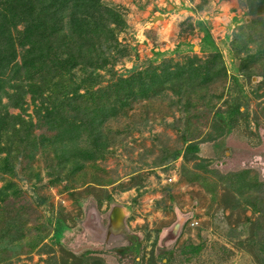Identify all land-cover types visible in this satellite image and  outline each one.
Segmentation results:
<instances>
[{"label": "rangeland", "instance_id": "374dc122", "mask_svg": "<svg viewBox=\"0 0 264 264\" xmlns=\"http://www.w3.org/2000/svg\"><path fill=\"white\" fill-rule=\"evenodd\" d=\"M29 1L37 13L47 5ZM96 1L97 30L107 25L112 36L76 34L59 5L9 24L1 39L14 54L0 69V264H264V4ZM31 21L57 29L41 50L51 45L65 57L78 42L90 48L91 61L65 73L59 92L50 89L59 80L55 55L35 56ZM200 64L224 72L198 97L170 89L165 75L188 79ZM137 75L166 83L146 96L110 97L88 132L83 108ZM52 105L50 117L61 111L71 133L81 129L82 152L64 160L59 148L71 134L47 119L43 107ZM190 142L196 153H187ZM116 207L124 226L107 223Z\"/></svg>", "mask_w": 264, "mask_h": 264}, {"label": "trees", "instance_id": "16d2710c", "mask_svg": "<svg viewBox=\"0 0 264 264\" xmlns=\"http://www.w3.org/2000/svg\"><path fill=\"white\" fill-rule=\"evenodd\" d=\"M42 2L43 3L46 2L45 4L47 5L45 6L48 8H51L53 12H55V9L59 5L63 7L62 8L63 10H69L70 26L68 27L76 30V34L78 31L79 34L81 32L84 33L86 37L90 35L91 37H95V38H99L103 34H110L111 36L113 35V32H114L113 29L108 27L107 25H105L103 29L97 30V25L100 24V21L103 18L102 14L100 13L102 12L100 11L101 5L99 6L97 4L99 1L95 2V0H38V3H41L40 5H42ZM69 2H71V5L69 4V6H67ZM261 3L264 4V0H259V2L252 3L249 6L255 7L257 4L259 6V4ZM3 4L6 5L5 7H6V10L8 11L7 15H3L0 12V69L4 70V68L7 67V64L10 63V61L13 59L12 56L14 54V49H12V47H8V49L5 50L3 43H1V39H3L4 42H7L5 33L6 31H8L7 30V28L9 27L8 25L13 24L21 19L26 20L29 16L30 17L37 16V15L40 16L41 14L46 15V13H48L49 10L46 7H44L45 9L37 13L35 11V7L32 6L33 4L29 0H4ZM106 12L107 13L109 12V15L113 17L114 22L117 21V23L119 22V24H123V22L119 20V17H118L119 15L117 13L116 14L114 12L111 13L110 10L109 11L106 10ZM252 12H255V11H252ZM17 13L23 14L25 18L19 17ZM96 19L97 20L100 19V21H97ZM31 24H32V28L31 29L27 28V30H31L30 32H33V31L37 32V36H36L37 38H35V46H36L35 56L38 57L40 61L41 59L44 61L46 58L51 56L49 55L50 53H54L55 55V57L54 56L52 57L53 59L55 58L54 72L56 73L57 77H59V80L57 83L52 84V87H50V89L53 93L59 92L60 90L65 88V85L62 82H60L63 80V76L65 73H67L73 66L79 65V66L84 67V65H87L88 61H91V56H89V53L91 52L90 48H83L82 43L78 42V45H76L77 46L76 53L72 55L69 50V52H67V56L65 57H62L61 53L56 54L53 50L51 52V49H52L51 45L44 48V50H41L40 49L42 48L41 41L45 42L49 40V36H48L49 34L46 35V33L53 32L52 34H54V32H57L56 31L57 29L55 27V31H53L51 26H45V23L43 22L41 23L39 21H31L30 23L27 24V26ZM65 36L63 38L64 40L68 38L67 35ZM86 37L82 36V39L85 40ZM59 38H61L60 34H59ZM112 38L113 37H111V39ZM64 40H63V43L66 46L67 42ZM3 50H5V52H3ZM69 53L71 55H69ZM206 65L200 64L196 68L191 67L192 74L187 77L188 79H185L183 76H181V71L179 70L175 74L170 73L168 75H165L164 76L165 81H167L171 77L173 78L172 81H170L171 83L170 89H173L174 93L179 94L183 92L184 89H186V91H184V93L182 94L192 96V97L193 96L198 97L197 89L201 88V90H203L204 87L212 79L217 78L215 76L218 75L219 72H224V68L222 66L221 68H218V66H215L216 71L215 73H212L213 68L211 66L207 69H204L205 68L204 66ZM100 67L101 66H94V69L100 68ZM92 73H94V71H92ZM137 76L138 77H130L124 80H120L119 83L115 85L116 87L112 89V91H114L116 95H112V93H108L106 97L98 96L97 98L100 99L98 100L99 104L97 103L93 106L83 108L82 113H83V117H85V120H87V123H88L87 124V126L89 127V129L87 130L88 132L94 133L102 117L105 116V114L109 112L108 110H110V107L108 106H109L110 97L114 98L115 100H121V96L123 95V94H120L121 92H126L127 94H124V95L130 96V97H136L138 95L146 96L149 93H156L157 91H160L166 83L165 81L164 83L162 82L163 80L162 78H159L160 79L159 81L157 79L158 78L157 75L156 76L153 75V77L149 78L151 82L148 84L145 79L144 80L140 79V75H137ZM147 76L149 75H146V77ZM195 80L198 83L195 82ZM50 83L52 82L49 79H45L43 81V84H46V85H49ZM30 88L31 87H29V89ZM99 91H97V93H99ZM34 93L36 92L34 91ZM75 93L76 92L74 90L73 94ZM81 96L82 95H80L79 97ZM54 105H52L53 107H46V108H44L43 106L42 107L44 110H47L46 117L48 120H51L54 118L52 120V125H54L55 128L62 129V130L64 129L65 130L64 133L71 134L70 135L71 140L67 143L70 146L63 145L59 148V151H60L59 158L60 160H64L65 157H68V156L71 157L72 155H76L82 152L80 148H77V141L74 140L78 132H80L81 129L79 130L75 129L71 133V128L73 129V127L71 126L72 124L71 122L67 123V121H65V118H63L60 114L61 111L55 116L50 117V115L56 110ZM112 109H113V106H112ZM52 125H50V127H52ZM96 141H93V142H96ZM186 149H187L186 150L187 153H196L197 151V147L194 144V142H190L188 146H186ZM82 154L84 157L85 156L89 157L86 153L85 154L82 153ZM4 197L5 196H3V188H1L0 189V200L3 201Z\"/></svg>", "mask_w": 264, "mask_h": 264}, {"label": "crops", "instance_id": "0c3cea01", "mask_svg": "<svg viewBox=\"0 0 264 264\" xmlns=\"http://www.w3.org/2000/svg\"><path fill=\"white\" fill-rule=\"evenodd\" d=\"M220 125V124H219ZM220 128H224V126L223 125H221V126H219ZM222 131V130H221ZM122 208H119V207H116V208H114L113 209V211H112V214H111V221H107V223H108V225H109V223H113V224H115V222L116 221H118L119 223H121L122 225H123V221L125 220V218H124V215H123V212H122V210H121ZM124 226V225H123ZM125 238H127V236H125L124 237V239ZM130 237H129V235H128V239H129ZM125 240H127V239H125ZM87 248H89V246L88 247H86V249Z\"/></svg>", "mask_w": 264, "mask_h": 264}, {"label": "built area", "instance_id": "2783aa9c", "mask_svg": "<svg viewBox=\"0 0 264 264\" xmlns=\"http://www.w3.org/2000/svg\"><path fill=\"white\" fill-rule=\"evenodd\" d=\"M169 181H172L171 179H168Z\"/></svg>", "mask_w": 264, "mask_h": 264}]
</instances>
